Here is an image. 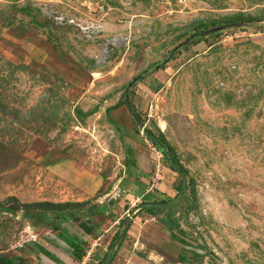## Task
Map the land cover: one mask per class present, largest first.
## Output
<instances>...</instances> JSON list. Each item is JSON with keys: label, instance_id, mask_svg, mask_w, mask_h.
Wrapping results in <instances>:
<instances>
[{"label": "rangeland", "instance_id": "374dc122", "mask_svg": "<svg viewBox=\"0 0 264 264\" xmlns=\"http://www.w3.org/2000/svg\"><path fill=\"white\" fill-rule=\"evenodd\" d=\"M143 130L187 173L172 231L169 211H135L180 184ZM128 215L124 264H264V0H0V256L102 264ZM137 217L156 242L136 245ZM63 236L85 245L79 263Z\"/></svg>", "mask_w": 264, "mask_h": 264}, {"label": "trees", "instance_id": "16d2710c", "mask_svg": "<svg viewBox=\"0 0 264 264\" xmlns=\"http://www.w3.org/2000/svg\"><path fill=\"white\" fill-rule=\"evenodd\" d=\"M199 30L200 31H205L206 30V27L205 26H203V25H201L200 27H199ZM125 104H127V103H125ZM160 144H159V142L158 141H156V143L158 144V145H162V148H164L165 149V146H167L166 144V140H165V138L163 137V135H160ZM148 140L150 141V139L148 138ZM151 142V141H150ZM152 143V142H151ZM153 144V143H152ZM153 146H154V148L157 150V151H159V149L153 144ZM167 150H168V147L166 148ZM172 158H173V156L172 155H170ZM174 160L177 162V160L174 158ZM178 163V162H177ZM165 164H166V167L169 169V170H171L172 172H174V170L170 167V165L165 161ZM179 164V163H178ZM179 166L181 167V165L179 164ZM181 169H182V171L185 173V174H187L186 173V170L184 169V168H182L181 167ZM175 173V172H174ZM180 185H181V180H180V184L178 185V187H177V196L179 195V192H180ZM172 201H160V203H162V204H168V203H171ZM60 207H63V209L64 210H66V212L69 214V215H71V216H76L77 214H81V213H83L84 212V207L82 206V204H78V203H76V204H64V205H60ZM65 207V208H64ZM96 208L97 207H91V209H92V211H95L96 210ZM90 209V210H91ZM172 211V209H169V210H158V209H155V208H145V209H143V210H139L138 211V213L139 212H141V211H145L146 213H148L149 215H151V216H153V217H155V215H156V213H161V212H167V211H169V212H167V214H168V218H165V219H162L161 221H160V223H161V225L163 226V227H165V228H167L169 231H172L173 229H174V227H176L175 226V222L171 219V211ZM92 211H90V212H92ZM13 213H15V211H12ZM63 215H65V213H58L56 216H59L60 218L63 216ZM27 218H30V219H32V217L31 216H27ZM36 218L38 219V220H40V221H42V222H46L47 220H49L48 218V215H46L45 213H42V214H37L36 215ZM123 221L124 220H122L121 221V223H123ZM130 224H131V222H129L128 223V225H127V228H126V232H125V234H124V236H123V239H122V241L120 242V245L118 246V249L121 247V244H122V242L125 240V238H126V235H127V231L129 230V228H130ZM47 227H49V229H51V230H53V231H56V232H59V229H58V227H56V226H53V225H47ZM79 227L85 232V234L86 235H92V233H93V230L91 229V227H90V223H89V221H83V222H80L79 223ZM119 234H120V232H116L115 233V235L113 236V238H112V240H111V242H110V244H109V246H108V251H107V253H106V255H105V257H104V259H103V263H104V261L107 259V257H108V254H109V252H110V250L112 249V247L114 246V244H115V241L117 240V238H118V236H119ZM60 235V234H59ZM61 237V236H60ZM62 239V241L63 242H65L70 248H71V250H72V257H73V259L75 260V262H77V263H79L81 260H83V258L85 257V254H86V251H85V249L83 248L84 246H83V243H82V240H80V239H78V238H70V237H66V236H63V238H61ZM117 254V253H116ZM116 254L115 255H113V257H112V259L110 260V263L111 262H113V260H114V258H115V256H116ZM180 258V260L183 262V258L182 257H179ZM19 261H21L20 259H19ZM101 263H102V261H101ZM102 263V264H103ZM0 264H17L16 263V261H14L13 259H9V258H5V257H3V256H0Z\"/></svg>", "mask_w": 264, "mask_h": 264}, {"label": "water", "instance_id": "95a60500", "mask_svg": "<svg viewBox=\"0 0 264 264\" xmlns=\"http://www.w3.org/2000/svg\"><path fill=\"white\" fill-rule=\"evenodd\" d=\"M235 26V25H234ZM228 29L225 26L222 27H218L215 29H212L210 31H205L202 34V37H208L211 35H214L216 33L222 32L224 30ZM192 42H194L192 39L187 40L186 42L182 43L179 47H177L169 56L168 59L164 62L159 63L158 65H156L154 67V69H159L163 64L167 63L172 57L173 55H175L177 52H179L182 48H184L185 46L191 44ZM153 69V70H154ZM147 73H145L144 75H146ZM143 76L138 77L136 79L135 82H139L141 80ZM132 86V85H131ZM147 137L150 139V141L159 149L158 152H160V154L162 155V157L164 158V160L170 165V167L174 170V172L180 177L181 180V185H180V192L178 195V198L175 202L173 203H168V204H162V203H158V202H145V203H141L136 209L135 211H139V210H143L145 208H155L158 210H169V209H175L178 208L182 201L185 198V194H186V190H187V176L186 174L182 171L181 167L179 166V164L174 160V158H172L170 155H168L167 151L162 148L160 145H158L156 143V141L152 138V136L150 135V133L146 130H143ZM133 215H128L124 221H123V229L121 230L117 240L115 241L114 246L112 247V249L110 250L107 259L105 260L104 264H109L110 260L112 259L113 255H114V251L116 250V248L119 246L121 240L123 239V236L126 232V228L127 225L129 223L130 220L133 219Z\"/></svg>", "mask_w": 264, "mask_h": 264}, {"label": "crops", "instance_id": "0c3cea01", "mask_svg": "<svg viewBox=\"0 0 264 264\" xmlns=\"http://www.w3.org/2000/svg\"><path fill=\"white\" fill-rule=\"evenodd\" d=\"M156 188V187H155ZM150 190L148 189L144 195H140L138 198L140 200V202H158L160 203V201H165V200H162V199H155V197H153L150 193ZM153 197V198H152ZM109 198V197H108ZM134 196H131V195H127L125 197V200H127V202L125 200H121V202H116V205L114 204L112 207L114 209V211H112L111 209L108 210L107 212L109 213H116V212H122L121 215L128 210V208L126 207V205H129V201L131 199H133ZM113 199H110V204H112V201ZM167 201V200H166ZM124 204V205H122ZM122 205V206H121ZM121 206V207H120ZM103 210V212L106 210L105 208L103 209V207L101 208ZM102 212V211H101ZM107 214V213H106ZM97 215H100L98 212L95 214V216L97 217ZM120 215V216H121ZM144 217H137L136 220L134 221V224H133V229H132V233L133 235L136 237L137 241H136V245L138 244L139 245V236L140 237H144V236H149L150 238H152L154 240L155 238V235H154V232L152 231H147L149 233L146 232L147 229H149V227L146 225V224H143L142 220H143ZM92 219V218H90ZM146 219V218H145ZM154 219L152 220H146L147 223H150V222H153ZM94 228H96V232L101 230L100 226H98L97 224L94 225ZM136 229L138 231H136ZM111 230V229H110ZM104 232H110L109 230H103ZM152 240V241H153ZM94 241V245H97V242H98V239L97 240H93ZM151 241V242H152ZM156 242L155 240L153 241V243ZM105 250V247L103 248L102 251ZM161 251L162 255L165 256L167 255V251H163V250H160ZM167 253V254H166ZM149 259L152 258V257H148ZM126 261V260H125ZM116 263L115 264H124V241H123V245L122 247L120 248V250L118 251L117 253V257H116ZM125 264H148L142 257L139 258L137 256V254L135 253H132L127 262Z\"/></svg>", "mask_w": 264, "mask_h": 264}, {"label": "built area", "instance_id": "2783aa9c", "mask_svg": "<svg viewBox=\"0 0 264 264\" xmlns=\"http://www.w3.org/2000/svg\"><path fill=\"white\" fill-rule=\"evenodd\" d=\"M95 245H93V247H94ZM92 247V248H93ZM91 253L89 252L88 254H87V258H88V256L90 255ZM81 264H85V260H83L82 262H81Z\"/></svg>", "mask_w": 264, "mask_h": 264}, {"label": "bare ground", "instance_id": "6f19581e", "mask_svg": "<svg viewBox=\"0 0 264 264\" xmlns=\"http://www.w3.org/2000/svg\"><path fill=\"white\" fill-rule=\"evenodd\" d=\"M164 128V126H162Z\"/></svg>", "mask_w": 264, "mask_h": 264}]
</instances>
